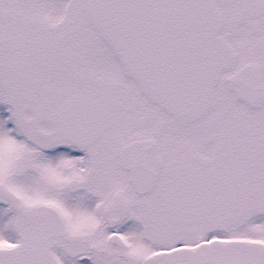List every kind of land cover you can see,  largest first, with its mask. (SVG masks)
I'll return each mask as SVG.
<instances>
[{
  "label": "snow or ice",
  "instance_id": "6c2138e0",
  "mask_svg": "<svg viewBox=\"0 0 264 264\" xmlns=\"http://www.w3.org/2000/svg\"><path fill=\"white\" fill-rule=\"evenodd\" d=\"M0 264H264V0H0Z\"/></svg>",
  "mask_w": 264,
  "mask_h": 264
}]
</instances>
